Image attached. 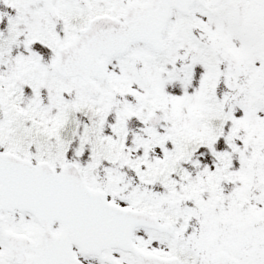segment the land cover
I'll return each mask as SVG.
<instances>
[{
  "label": "snow or ice",
  "instance_id": "6c2138e0",
  "mask_svg": "<svg viewBox=\"0 0 264 264\" xmlns=\"http://www.w3.org/2000/svg\"><path fill=\"white\" fill-rule=\"evenodd\" d=\"M0 264H264V0H0Z\"/></svg>",
  "mask_w": 264,
  "mask_h": 264
}]
</instances>
